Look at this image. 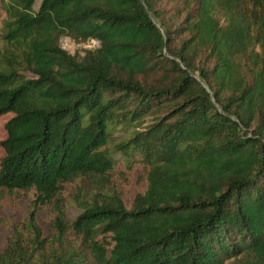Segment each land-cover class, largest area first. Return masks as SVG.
I'll use <instances>...</instances> for the list:
<instances>
[{
  "label": "trees",
  "instance_id": "trees-1",
  "mask_svg": "<svg viewBox=\"0 0 264 264\" xmlns=\"http://www.w3.org/2000/svg\"><path fill=\"white\" fill-rule=\"evenodd\" d=\"M36 1L0 6V186L36 189L0 264H264V0Z\"/></svg>",
  "mask_w": 264,
  "mask_h": 264
},
{
  "label": "rangeland",
  "instance_id": "rangeland-1",
  "mask_svg": "<svg viewBox=\"0 0 264 264\" xmlns=\"http://www.w3.org/2000/svg\"><path fill=\"white\" fill-rule=\"evenodd\" d=\"M41 0H37L35 7L38 8ZM172 2H164L163 6H170ZM2 0H0V6ZM4 16V13L0 10V19ZM7 17V15H6ZM0 25V30L3 26ZM4 42L0 41V46H3ZM11 116L8 113L0 118V139L6 136L7 131L5 128V120ZM121 126L115 131L114 135L118 137L121 134ZM117 139H113L107 145L109 152L116 158L120 159L121 154L115 148V142ZM4 154V149L0 145V158ZM121 163L118 162V165ZM95 184L88 177H77L74 181L66 184L64 187V198L66 203V213L69 220H74L76 216L81 212L82 208L79 205L80 197H87L92 195ZM36 189H23L15 188L8 189L0 186V249H4L10 240L15 237L16 233L25 234L28 233L26 225L30 221V210L33 208L32 200L35 198ZM57 209L53 203L46 204L44 207L37 211L38 220L43 227L44 233L51 234L50 222L54 218Z\"/></svg>",
  "mask_w": 264,
  "mask_h": 264
},
{
  "label": "built area",
  "instance_id": "built-area-1",
  "mask_svg": "<svg viewBox=\"0 0 264 264\" xmlns=\"http://www.w3.org/2000/svg\"><path fill=\"white\" fill-rule=\"evenodd\" d=\"M60 45L69 51H85L99 48L101 46V39L97 36H90L84 40H73L69 37H62Z\"/></svg>",
  "mask_w": 264,
  "mask_h": 264
}]
</instances>
